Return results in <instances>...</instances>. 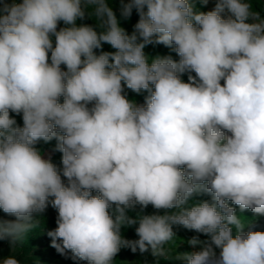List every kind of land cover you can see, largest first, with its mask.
Wrapping results in <instances>:
<instances>
[{
	"label": "clouds",
	"instance_id": "9594fccd",
	"mask_svg": "<svg viewBox=\"0 0 264 264\" xmlns=\"http://www.w3.org/2000/svg\"><path fill=\"white\" fill-rule=\"evenodd\" d=\"M121 5L139 16L131 34L108 0H0V210L16 218L0 241L14 250L50 204L51 246L77 264H113L121 248L169 259L173 226L207 237L182 264H264V231L234 207L264 215V17L250 0ZM86 15L100 31L77 25ZM104 43L115 51L97 54ZM150 44L179 59L148 57ZM53 139L62 168L35 147ZM137 205L157 213L129 216ZM133 225L138 239L123 238Z\"/></svg>",
	"mask_w": 264,
	"mask_h": 264
},
{
	"label": "rangeland",
	"instance_id": "374dc122",
	"mask_svg": "<svg viewBox=\"0 0 264 264\" xmlns=\"http://www.w3.org/2000/svg\"><path fill=\"white\" fill-rule=\"evenodd\" d=\"M12 0H9L11 3ZM17 3L20 0H16ZM127 2V0H125ZM194 10L198 12H208L215 8L216 0H207V3H204V0H190ZM253 10L260 13L264 17V0H250ZM108 4L113 10L118 24L123 28L128 34H131L134 30V25L137 23L139 16L135 9L132 12L130 18H124L121 15V0H108ZM77 25L87 24L96 28L97 31L101 29L98 27L97 21L95 18L86 15L83 20H77ZM65 27L64 23L61 21L58 24V30ZM55 43V38L53 37V44ZM97 54L100 52H114L109 44H102L101 49L95 50ZM145 54L154 58L156 56H171L174 60H178L179 57L176 52L169 47H166L163 44H150L147 45L144 49ZM50 56V53H49ZM61 68L66 70L65 66L61 65ZM193 76L195 73H191ZM182 79L187 82L188 73H185L182 76ZM125 94L130 100L135 101L137 104H143L145 97L148 95L147 92L136 93L125 87ZM60 102H63V98H60ZM12 112H10L11 114ZM17 126L22 127V122L16 123ZM57 141L55 139L50 142L45 143L44 141H39V144H36L35 147L40 150L42 156L45 159H51V161L58 167L62 168V153L56 150ZM95 195V193H93ZM195 201H202L210 199L207 195H200L193 198ZM234 206V205H233ZM236 207L237 214L244 218L246 221L245 230H256L264 231V215H257L250 210L241 211L238 206ZM174 211V210H169ZM154 214L157 213V210L154 209L151 205L147 208L141 209L140 206H136L135 209L130 210L128 215L135 217L137 214ZM158 214H165L164 210H160ZM58 212L50 204L42 214H37L33 217L34 227L31 228L19 241L14 250L11 249L10 244L7 240L0 241V259L8 255H15L22 264H77L76 261L71 259L70 254L61 255L55 248L51 246V237L48 236V232L54 230L57 227L56 219ZM16 218L5 214L0 210V221H13ZM137 225L133 226H124L121 229V234L123 238L127 240H136L138 239L135 228ZM175 232V239L166 245L168 251L169 259H164L163 257H154L151 253V250L141 254L139 251L133 253L129 248H121L120 252L115 257L113 264H182L180 261L173 260L176 253H190L194 249L189 243L188 240L193 236H199L201 240L207 239L204 234L196 233L192 230H187L182 226H173ZM217 254L219 250L217 249ZM78 264H87L86 261H79Z\"/></svg>",
	"mask_w": 264,
	"mask_h": 264
},
{
	"label": "trees",
	"instance_id": "16d2710c",
	"mask_svg": "<svg viewBox=\"0 0 264 264\" xmlns=\"http://www.w3.org/2000/svg\"><path fill=\"white\" fill-rule=\"evenodd\" d=\"M10 116H12L16 120V123L20 121L23 124L22 114L11 113ZM37 144H39V142Z\"/></svg>",
	"mask_w": 264,
	"mask_h": 264
}]
</instances>
